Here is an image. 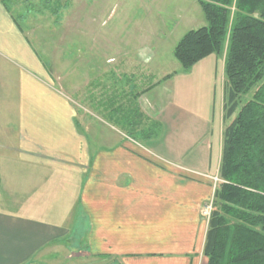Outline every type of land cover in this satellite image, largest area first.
Masks as SVG:
<instances>
[{"label": "crops", "instance_id": "crops-1", "mask_svg": "<svg viewBox=\"0 0 264 264\" xmlns=\"http://www.w3.org/2000/svg\"><path fill=\"white\" fill-rule=\"evenodd\" d=\"M168 3L178 16H150L157 37L141 38L163 46L153 61L168 46L174 55L186 32L207 24L197 0ZM40 52L0 0V264H208L201 208L214 196L222 162L225 55L188 72L163 71L148 86L160 114L157 135L109 140L98 130L105 139L94 147L74 101L86 86L60 85ZM164 58L158 67L169 64ZM79 67L89 65L72 69ZM119 85L113 82V93ZM199 128L194 142L191 130Z\"/></svg>", "mask_w": 264, "mask_h": 264}, {"label": "trees", "instance_id": "trees-1", "mask_svg": "<svg viewBox=\"0 0 264 264\" xmlns=\"http://www.w3.org/2000/svg\"><path fill=\"white\" fill-rule=\"evenodd\" d=\"M199 3L207 24L186 32L174 56L188 72L209 56L225 52L228 123L219 171L224 182L215 192L217 208L209 220L204 254L208 264H264V0ZM61 8L59 3L56 10ZM100 104L111 110L112 118L120 119L122 103L107 98ZM134 112L137 121L129 124L126 135L136 137L142 114L137 108ZM142 133L154 137L157 123Z\"/></svg>", "mask_w": 264, "mask_h": 264}, {"label": "rangeland", "instance_id": "rangeland-1", "mask_svg": "<svg viewBox=\"0 0 264 264\" xmlns=\"http://www.w3.org/2000/svg\"><path fill=\"white\" fill-rule=\"evenodd\" d=\"M66 1L67 6L65 7ZM168 1L8 0L12 11L19 16L25 29L31 33V39L38 45L47 66L55 68V73H58V83L65 86V83L71 80L78 83L79 87L82 84L86 86L74 94V101L79 112V122L84 126L92 127L89 136L94 147L109 137V140H113L122 135V138L126 140V133L130 129L129 124L137 121L134 112L136 108L142 114L141 119L138 117L141 123L136 129L138 130L136 139H142L141 131L146 132L152 129V123L155 122L158 113L151 100L152 90L146 89L150 84L156 85L163 71H176L181 68L173 55L171 46H168L167 51L162 52L161 55L169 62L168 65L158 67L156 61L159 60L158 57H161L159 55L154 59L155 62L153 61L154 55L159 52L161 46L156 39L157 33L154 34L157 21L150 16L157 14L178 16L175 4L168 3ZM59 3L63 8L58 11L57 16L54 12ZM201 16L207 23L203 10H201ZM146 33L153 37L156 36L152 44L148 42L150 46L145 45L147 41L144 42L141 39L147 35ZM83 45H85V50H83ZM88 46L90 48L86 52ZM137 58L140 62L136 60ZM83 60L89 65L88 71L85 69L83 72L80 67L72 69ZM114 61L117 65L122 61L123 68L115 70V65L110 64ZM101 66L106 68L102 69ZM115 76L116 78L113 79ZM118 80H120V90L113 93V82L116 81L118 84ZM109 97H115L117 105L122 103L117 112L121 114L120 119L112 118L109 115L111 110H107L102 104L100 106L104 111L98 109V103H101L99 101H105ZM248 98L249 94L243 96L242 101L245 102ZM176 101L178 99L169 100V103H176ZM166 113L165 111L164 114ZM227 124L225 123V127ZM98 130L104 132L105 138L98 136ZM182 131L184 134V128ZM203 131L201 128L197 129L196 133L191 130L192 140L196 142ZM215 178L218 181L215 180L214 196L211 199L212 212L217 208L214 202L215 192L224 182L219 174ZM85 264L101 263L91 260Z\"/></svg>", "mask_w": 264, "mask_h": 264}, {"label": "built area", "instance_id": "built-area-1", "mask_svg": "<svg viewBox=\"0 0 264 264\" xmlns=\"http://www.w3.org/2000/svg\"><path fill=\"white\" fill-rule=\"evenodd\" d=\"M216 181L217 178H215ZM211 205H213L212 200L209 201L208 203L204 204L201 208V215L203 216V218H205L206 220H209L212 216V209H211Z\"/></svg>", "mask_w": 264, "mask_h": 264}]
</instances>
